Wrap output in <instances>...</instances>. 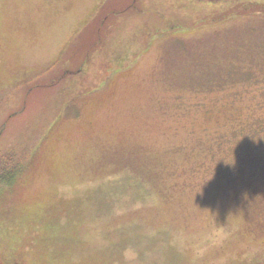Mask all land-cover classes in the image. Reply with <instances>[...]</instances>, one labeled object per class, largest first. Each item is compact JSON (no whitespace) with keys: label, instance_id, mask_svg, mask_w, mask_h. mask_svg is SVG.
Masks as SVG:
<instances>
[{"label":"rangeland","instance_id":"1","mask_svg":"<svg viewBox=\"0 0 264 264\" xmlns=\"http://www.w3.org/2000/svg\"><path fill=\"white\" fill-rule=\"evenodd\" d=\"M106 2L0 0V264H264V0Z\"/></svg>","mask_w":264,"mask_h":264},{"label":"trees","instance_id":"2","mask_svg":"<svg viewBox=\"0 0 264 264\" xmlns=\"http://www.w3.org/2000/svg\"><path fill=\"white\" fill-rule=\"evenodd\" d=\"M111 0H107V2L105 3V5L100 9L101 11L99 12V14L103 13V10L109 6ZM261 15V14H259ZM108 24L107 20H104V25ZM88 27V26H87ZM86 27V28H87ZM3 168L1 169V171H4L5 173L0 175V182L2 183H9L11 182V180H13V178L15 177V175L19 172V167L22 165L21 162H16V161H12V160H8L5 161L3 164ZM10 171V172H8Z\"/></svg>","mask_w":264,"mask_h":264}]
</instances>
